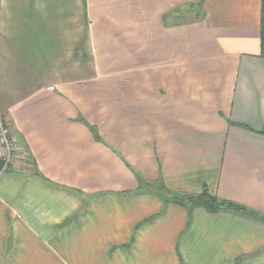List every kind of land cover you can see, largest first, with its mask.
<instances>
[{
	"label": "crops",
	"instance_id": "1",
	"mask_svg": "<svg viewBox=\"0 0 264 264\" xmlns=\"http://www.w3.org/2000/svg\"><path fill=\"white\" fill-rule=\"evenodd\" d=\"M260 6L0 0V264H264Z\"/></svg>",
	"mask_w": 264,
	"mask_h": 264
},
{
	"label": "trees",
	"instance_id": "2",
	"mask_svg": "<svg viewBox=\"0 0 264 264\" xmlns=\"http://www.w3.org/2000/svg\"><path fill=\"white\" fill-rule=\"evenodd\" d=\"M260 56L264 58V0H261L260 6ZM176 200L179 202L181 201V199ZM184 200L188 201L192 207L202 206L210 212L223 208L242 214H251L243 206L227 200H220L216 196L211 195L206 189H203L199 194L189 196Z\"/></svg>",
	"mask_w": 264,
	"mask_h": 264
},
{
	"label": "built area",
	"instance_id": "3",
	"mask_svg": "<svg viewBox=\"0 0 264 264\" xmlns=\"http://www.w3.org/2000/svg\"><path fill=\"white\" fill-rule=\"evenodd\" d=\"M16 156L15 140L0 112V173L6 171Z\"/></svg>",
	"mask_w": 264,
	"mask_h": 264
}]
</instances>
